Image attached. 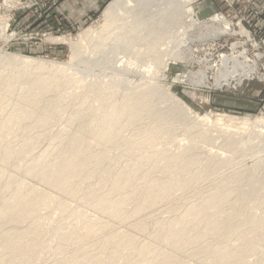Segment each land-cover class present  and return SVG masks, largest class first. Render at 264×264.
I'll use <instances>...</instances> for the list:
<instances>
[{
    "label": "rangeland",
    "instance_id": "obj_1",
    "mask_svg": "<svg viewBox=\"0 0 264 264\" xmlns=\"http://www.w3.org/2000/svg\"><path fill=\"white\" fill-rule=\"evenodd\" d=\"M62 1L20 0V5L9 8L4 5L5 0H0V18L6 20L5 33L11 37L10 41H0V51L11 56L43 60L50 66L63 64L62 67L54 69L46 66V72L38 73L16 71L0 65V83L3 79L12 77L14 83L13 93L5 94L0 98V118H6L15 107L21 104L18 95H21L27 88L31 90V82L36 81L38 76L52 80L44 100L39 98L40 103L28 110V113L23 116V120L20 121V125L2 138L5 145L13 147L16 156L8 163L0 160V190L2 184L5 185L6 178L14 177L16 174L15 176L21 177L20 179L29 189L51 197L49 199L46 197L47 200L45 198V205H41L44 202L40 204L38 213L34 215L37 216V219L32 217L28 221L30 224L27 222V225H9L4 228L5 232L18 233L20 230L19 232L27 233L29 240H31V236L32 238L36 237V242L38 240L36 258L24 263L55 264L56 261H61L64 257L68 258L78 247L76 241L73 240L75 232L80 233L77 237L85 238L87 236L84 233L86 221L88 224L90 222L91 226H106L103 231L96 233V236H104L109 232L108 236L112 238L123 236L133 239L135 242L137 249L124 252V257L110 263L111 253H115L117 248L115 242L94 250V254L108 264H132L133 261L137 264H149L141 256L140 249L143 247L170 256L165 264H178V262L182 264H218L209 251L211 247L223 249L228 255H236L241 250L240 245L243 243V239L233 234V223L236 220H244L250 214L259 215L264 221V194L258 198L251 197L252 194L256 195L257 189L261 190L264 186V161H261L262 163L259 161L260 156H264V136L262 137L264 130L261 128L256 129L258 131L253 130V135L256 134L254 137L251 134L250 138H246L240 144V149H231L225 143L227 136L239 141L247 134H243L242 132L245 131L240 130L236 124H230L231 127L226 128V121L220 122L219 116L224 115L235 120L249 115L264 117V0H188L191 2L190 7L199 19L198 24L192 25L187 31L186 39L192 40V43L180 46L179 52L182 60L171 62L166 71H160L157 75L149 72L150 74L147 73V78L144 80L136 74H129L126 77V83H131V87L130 83L129 86L127 85L130 87L128 89L132 87L135 89L138 85H148V83L162 89L158 91V95L153 97V107L139 119L125 125L121 132H115L113 136L117 139L111 143L101 142L97 139L93 130L94 122L97 123L102 118L111 102L120 105L124 95H128V93L124 94L122 90H116L107 85H94L99 82H109L111 78L101 69L94 68L89 74L84 72L88 71V66L93 65V59L96 57L90 49L91 42L87 41L81 44L77 54L72 56V48L68 43L53 41L50 38L58 40L65 38L68 42H79L80 34L83 31L88 28H98L102 23L105 9L114 0H110L101 11L94 16L91 15L90 19L84 20V23L75 22V19H72L68 14H60L58 7ZM216 15L224 17L229 23L209 22ZM242 19L245 20L243 26L246 30L257 33L255 42L252 39L248 42L242 24L239 26L237 23ZM231 24L236 26L235 29L233 26L231 27ZM228 27L229 31H226L225 28ZM180 31L183 30L180 28ZM224 33H229V35ZM181 34L179 32V36ZM179 36L177 38L181 39ZM0 56L5 57L3 53H0ZM83 56L90 57L91 62L83 64L81 62ZM234 57L233 63H228L226 67L222 66L224 60ZM162 59L164 58L162 57ZM247 63L248 66H246ZM186 72L192 74L188 80L176 81ZM199 73H203L206 77L205 80L209 83L203 81V77L201 78L202 75L200 76ZM223 75L224 77H222ZM226 79L227 83L229 82L228 85L224 82ZM217 80H220L221 86L216 84ZM197 82L199 83L197 84ZM37 93L40 92L35 91V94ZM108 93L112 96L110 101L104 97ZM173 96L181 99L193 113L198 114L201 118L207 116L211 120L200 122L198 126H195L194 122L185 124L183 121L173 119L169 125L168 135L162 138L163 135L159 134L156 139L148 142L149 139L144 133L153 128L157 115L162 116L172 110L171 99ZM52 108L54 112H52ZM37 117H43L44 121L38 123ZM257 133L260 141L257 138ZM72 136L81 140L85 153L104 156L99 159L100 168L98 169L102 173L101 178L109 182L107 183L108 187L113 180L111 174L117 175L115 172L130 167L135 162L136 156L151 153V151H153L152 154H163L166 158L184 156L192 159L190 166L185 169V174L189 171L190 174L197 175L200 168L208 167L213 159L222 161L224 168L218 171V176L210 178L200 192L192 194V196L189 195L190 197L178 193L171 199L173 201L170 200V205L157 210L152 217H145L143 222L147 225V229L142 231L140 228L129 226L120 219L111 218L97 209L92 200L89 202L90 198L87 195L97 187L99 188L102 180L100 178L81 180L83 195L80 193L78 196L72 197L73 195L59 193V189L47 186L36 178L24 177L20 172L17 173L22 164L31 162L38 156H47L54 152L58 154L61 149H56V151L54 146L61 144V138L64 139L62 144L66 145L69 143V137ZM66 151L61 152L66 153ZM5 152V149L0 150L2 154ZM93 163H90L88 168L86 166L88 171L95 168ZM256 164L258 166L254 178L252 181L244 182L237 193V195L239 193L247 194V198L233 197L231 201L236 203V208L218 217L216 225L211 226L204 236L198 239L197 244L186 245L183 251L177 253L166 242L164 229L168 224L177 222L189 206H200L201 203L207 202L211 194L222 190L219 189L221 184L230 182L232 186H236L237 184L231 181L235 180L238 171L245 166L251 169ZM110 166H113L114 169H108ZM154 176L164 181L168 176L170 177V174L165 170L163 172V166H161L154 172ZM2 179H5L3 183ZM12 190H10L11 193L10 191L8 193L12 194ZM113 197L115 199L116 195ZM51 199L54 203L52 201V204L47 205V203L49 204L48 200ZM58 203H61V206L57 205ZM133 207V202H131L126 206V209L132 211ZM214 210L215 208H211V213ZM232 214L234 217H227ZM24 227L26 228L24 229ZM249 227L254 226L243 227L238 233L247 235L250 233L249 231L253 230ZM32 228L33 230L37 228L36 232L32 233L34 236L31 233L28 234V230ZM247 229L248 231H246ZM37 230L40 232L38 233ZM190 230L193 232L187 233L184 241L196 235V228ZM72 234L74 235L72 236ZM29 240L24 239L23 245L26 248L32 244ZM255 247H257L258 255L255 256L256 258H249V262H254L253 264L257 261H264L262 259L264 258V234L257 237ZM198 248L203 249L200 255L197 254ZM4 250L0 247V252L3 253ZM130 254L133 255V261L127 263L126 258Z\"/></svg>",
    "mask_w": 264,
    "mask_h": 264
},
{
    "label": "bare ground",
    "instance_id": "obj_2",
    "mask_svg": "<svg viewBox=\"0 0 264 264\" xmlns=\"http://www.w3.org/2000/svg\"><path fill=\"white\" fill-rule=\"evenodd\" d=\"M4 5L12 8L20 5V0H5ZM190 5L191 2L188 0H114L105 9L102 23L98 28H88L83 31L80 34L79 42H68L65 38L59 40L57 38H50L53 41L68 43L72 48V56L77 54V50L81 44H84L87 41H89V43L91 42L90 49L96 57L93 59V65L88 66V71L86 70L84 72L89 74L92 73L94 68L101 69L111 78L110 80L108 79L109 82L106 80L107 82H99V84L93 83L94 85H107L116 90H122L124 94L128 93V95H124L123 101L120 105L111 102L102 118L98 120L97 123L94 122V135L101 142L111 143L115 141L117 139V137L113 136L115 132H121L125 125L139 119L144 113L148 112L149 109L153 107L152 99L155 95H158V91L162 88L159 86L154 87L148 83V85H138L136 88L134 87L135 89H133V87L128 89L131 87V83L129 82L130 87H127L129 83H126V77L129 74H136L144 80L147 78V73L150 74L149 72H153V75H157L160 71H166L167 66L171 62L182 60L179 52L180 46L182 44L187 45L192 43V40L189 41L190 39H186V37H188L187 31H189V28L192 25L198 24L197 22L199 20ZM5 24L6 20L0 18V41H10L11 39V37L5 33ZM180 28L183 31H180ZM225 30L229 31V27L225 28ZM178 31L182 33L180 35L181 39L177 38V36H179ZM224 34L229 35V33ZM0 53H3L5 56H0V65L16 71H34L35 73L46 72L47 67L54 69L62 67L63 65L61 63L60 65L50 66L43 60H37L25 56H11L3 51H0ZM162 57L164 59H162ZM235 57L224 60L222 66L226 67L228 63L235 60ZM81 62L83 64H89L91 59L90 57L83 56ZM246 66H248V63ZM235 72L236 75H238L237 71ZM199 74L200 76L202 75L201 78L203 77L204 81L206 79L204 74ZM191 76L192 74L190 72H186L175 79L176 81L188 80ZM200 76L198 75L199 78ZM222 77H224V75ZM12 78L3 79L1 81L0 98L5 94L13 93L14 83ZM220 80L216 81L218 86H221ZM200 81L201 80H199V82ZM51 82V79H45L38 76L36 81L31 82V90L30 88H27L21 95H18L19 103L21 104L15 107L6 118H0V150H6L5 153H0V160L2 162L8 163L16 156L13 147L11 145H5L2 142L3 136L10 134L14 131L15 127L20 125V121L23 120V116L28 113V110L40 103V100H38L39 98L44 100L47 95L46 93L50 89ZM145 82L147 83V81ZM199 82H197V84ZM206 82L209 83L208 81ZM224 82L227 83V79ZM35 91H39L40 93L35 94ZM104 97L107 101H110L112 98L109 93ZM171 102L173 104L172 110L169 111L168 114H163L162 116L164 118L157 115L154 120L153 128L144 133L149 139L148 142L156 139L159 134L163 135L162 138L168 135L170 132L169 125L172 123L173 119L175 121H183L185 124H192L194 122L195 126H198L200 122L204 123L211 120L207 116L201 118L198 114L193 113L191 108L178 97L173 96ZM52 112H54L53 108ZM219 118L220 122L226 121V128L236 124L239 126L240 130L245 131L242 132L243 134H247L239 141L230 137L228 138L227 134H224V136H227L225 143L227 147L231 149H240V144H242L246 138H250L251 134H254L253 130L258 128L264 130V117L262 116L255 117L249 115L235 120L234 118H228L227 116L221 115ZM36 120L38 123H42L44 118L37 117ZM255 135H253V137ZM263 136L264 134L262 137ZM63 140L64 139L61 138V144L54 146L55 150L61 149L58 154H55L54 152L55 155L50 153L47 156H38L31 162L22 164V167L18 169L17 173L20 172L24 177L29 176L33 177V179L36 178L39 182H43L45 185L47 184V186L50 185L59 189V193L63 192L65 195H73L72 197L76 195L78 196V194L82 192L83 189L81 188L83 186H81V182L83 179L95 180L100 178L102 180L99 184V188L97 187L96 190L87 195V197L90 198L89 202L93 201L97 209L102 213L111 216V218L120 219L123 222H126L129 226L140 228L142 231L147 229V225L143 222L145 217H152L157 210L170 205L171 201H173L171 199H173L178 193H183L185 196H192V194L200 192L207 181L214 176H218V171H221L224 168V163L222 161L213 159L211 160L212 162L210 161L208 167L200 168V171H197V175L190 174L189 171L185 174V169L190 166L192 159L184 156L166 158L163 154H152L153 151H151V153L149 152L147 154L144 153V155L141 154L136 156L135 162L126 169L116 171L115 173L117 175L111 174L113 180H111V185L108 187L107 183L109 182L101 178L102 173L98 169L100 168L99 159L104 158V156L85 153L83 151L84 147L81 144V140L76 136L69 137V143L66 145L62 144ZM30 148H32V145H30ZM63 150H67L68 152L66 151V153H62L61 151ZM259 161H264V156H260ZM90 163H93L95 168L88 171L89 169L87 170V168ZM161 166H163V172L165 170L170 174V177L168 176L164 181H161L154 176V172ZM257 166L258 164L251 169H248L246 166L240 169L235 176V180L231 181L237 184L236 186H232L230 182L223 183L219 186V189L222 190L218 193L211 194L207 202L205 201L201 203L200 206H189L177 222L168 224L164 229L166 242L173 247L177 253L183 251L186 245L197 244L198 239L204 236L205 232H207L211 226L216 225L218 217L225 212H229V210H234L236 208V203L231 201L233 197L247 198V194L239 193L237 195V193L244 182L252 181ZM108 169H114V167L110 166ZM15 175L14 177H7L4 186L2 183L5 179H2L1 181L0 247L5 250L3 253L0 252V264H25V261L36 258L35 256L37 254L38 246V240L36 242L35 239L36 237L32 238L31 236V240H29L26 235L27 233L22 231L19 232V229L18 233H10L5 232L4 228L9 225L16 226L26 224L32 217H35L34 215H36V213H38L37 210L39 209L40 204L42 202L44 203L41 205L46 204L45 198H51L46 195L44 196L43 194L45 193L38 194L37 191L35 192V190L29 189L24 181L20 179L21 177L17 178ZM11 188H15L13 189L14 192ZM10 190H12V194L8 193ZM263 194L264 186L261 190L257 189L256 195L252 194L251 197L258 198L259 196H263ZM81 195H83V193H81ZM114 195H116L115 199L113 197ZM48 201L49 204L47 203V205H50L53 200L51 199ZM131 202H133L134 209L128 211L126 206ZM57 205L61 206V203H58ZM211 208H215L212 213ZM227 217H234V215H228ZM87 222L88 221H86V223ZM86 223L84 226V233L87 236L81 238L77 237V235L80 234L78 232H75V235L72 234V236L74 235L73 240L76 241L78 247L68 258L64 257L63 260L56 261L55 264H108L102 258H98L94 254V250L103 248L114 242L117 244V248L115 253H111L109 263L116 261L120 257H124V252L137 249L133 239L123 236L112 238L111 236H108L110 234L109 232V234L107 233L104 236H96L95 234L103 231L106 226L96 227L89 225L90 222L89 224ZM246 226L254 227H249L253 228V230L249 231L250 233L248 234L245 232L247 235H241L238 233L241 228ZM26 227H24V229ZM191 228L197 229L196 235L187 239V241H184L187 233L193 232V230H190ZM36 229L34 228L33 230L32 228V231L29 229L28 234L31 233V235H33V231ZM246 231H248V229ZM37 232L39 233L40 231L37 230ZM232 232L243 239V243L240 245L241 250L237 252L236 255L234 254L232 256V254H226L223 249L211 247L209 249L211 255L218 261V264H253L254 262H249V258H256L255 256L258 255L255 244L257 237L264 234V221H262L259 215L256 216L255 214H250L249 217H246L244 220H236L233 223ZM24 239L26 241L29 240L30 243L32 242L31 246L28 245L30 246L29 248H26L25 245H23V242H25ZM73 240L71 241L73 242ZM202 251V248H198L197 254L200 255ZM140 253L144 261L149 262V264H165L166 260L170 257L165 253L153 252L147 247L140 249ZM126 259L127 263L131 260L133 261V255L130 254ZM259 262L257 261L255 264H258ZM132 264L137 263L133 261ZM178 264L182 263L178 262Z\"/></svg>",
    "mask_w": 264,
    "mask_h": 264
},
{
    "label": "crops",
    "instance_id": "obj_3",
    "mask_svg": "<svg viewBox=\"0 0 264 264\" xmlns=\"http://www.w3.org/2000/svg\"><path fill=\"white\" fill-rule=\"evenodd\" d=\"M110 0H63L59 7L60 14H68L77 23H84L91 15H96ZM206 4V3H205Z\"/></svg>",
    "mask_w": 264,
    "mask_h": 264
},
{
    "label": "built area",
    "instance_id": "obj_4",
    "mask_svg": "<svg viewBox=\"0 0 264 264\" xmlns=\"http://www.w3.org/2000/svg\"><path fill=\"white\" fill-rule=\"evenodd\" d=\"M227 1V0H226ZM215 19V20H214ZM216 21H218V22H221V23H223V22H228L224 17H219L218 15H216L211 21H209V22H212V23H214V22H216ZM245 22V20H239L237 23L239 24V26L241 25L242 27H243V29H244V32L246 33V38H247V40H248V42L252 39L253 40V42H255L256 41V39H255V37H256V35H257V33L256 32H254V33H252L251 31H248V30H246L245 28H244V26H243V23ZM229 23V22H228ZM233 26V28L235 29V25H233V24H231V27ZM239 26H237V28H239Z\"/></svg>",
    "mask_w": 264,
    "mask_h": 264
}]
</instances>
